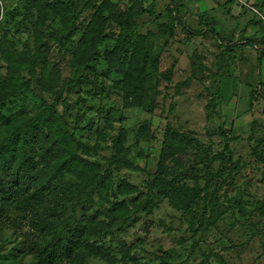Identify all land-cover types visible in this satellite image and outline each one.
I'll use <instances>...</instances> for the list:
<instances>
[{
	"label": "rangeland",
	"instance_id": "obj_1",
	"mask_svg": "<svg viewBox=\"0 0 264 264\" xmlns=\"http://www.w3.org/2000/svg\"><path fill=\"white\" fill-rule=\"evenodd\" d=\"M110 1L119 13L130 11L133 22L120 25L107 8L110 18L90 82L66 84L53 93L33 84L8 108L33 115L61 95L55 114L75 128L72 150L86 151L96 162V176L90 166L84 168L100 186L90 215L112 202L131 209L113 221L105 239L116 264L125 247L143 264H264V97L256 93L250 106L251 91H263L257 53L249 46L224 51L206 31L215 21L225 39L250 38L264 46L258 15L243 5L264 12V0H179L182 20L203 31L196 35L179 22L170 28V0ZM102 2L0 0V75L27 77L20 66L42 18L49 61L57 63L62 81L78 76L69 50ZM4 49L15 54L12 65ZM139 73L145 107H132L126 85ZM222 125L237 137L229 150ZM122 132L133 143L132 167L113 163L112 142ZM61 182L64 198H87V180L80 184L67 174ZM62 201L60 209L67 210L61 223L72 213L70 200ZM22 245L19 233L0 229V264H34ZM87 264L108 263L91 258Z\"/></svg>",
	"mask_w": 264,
	"mask_h": 264
},
{
	"label": "trees",
	"instance_id": "obj_2",
	"mask_svg": "<svg viewBox=\"0 0 264 264\" xmlns=\"http://www.w3.org/2000/svg\"><path fill=\"white\" fill-rule=\"evenodd\" d=\"M243 5H247L254 15H258L257 18L264 27L261 17L264 12L247 2ZM107 8L110 13L115 14L120 25L128 26L133 22L130 11L119 13L118 7L112 1L103 0L82 37L69 50L73 71L78 73V76L62 81L57 63L53 66L49 61L51 58L49 43L41 41L44 24L42 18L33 27L35 34L33 47L25 53L20 66L22 72L27 73V77L20 81L11 73L0 75V229H10L20 234L22 250L34 257V264H87L91 258L103 259L108 264H116L119 261L105 239L112 234L113 221L126 216L131 209L125 202H112L108 209L100 208L90 215L94 196L100 189V186L92 183L97 174L96 162L87 157L90 154L86 151L77 155L76 151L72 150L70 145L75 140V128L67 127L66 122L55 114L61 95L50 107L42 108L33 115L24 110L14 112L7 106L9 101L23 95L33 84H37L42 91L53 93L58 89L62 90L66 84L89 83L90 76L95 72L93 70L99 46L105 38L110 18V15L109 17L105 15ZM40 10L43 12L42 8ZM166 10L170 28H174V24L179 22L187 27L192 35L203 33L201 30L191 29L182 20L179 0H170ZM216 27L214 21L206 31L214 35L224 51L239 49L242 46L256 49L258 83L263 86V91H251L252 107L256 93L264 97L262 78L264 46H258L256 40L250 38L243 41L227 40ZM7 50L4 49L11 58L8 63L12 65L15 54ZM38 64L43 66L41 70L37 68ZM50 65L52 69L47 70ZM83 71L85 72L82 73ZM140 76L142 78L143 74L139 73L133 83L129 82L126 85L132 97L127 103L132 107H145L143 93L139 90ZM220 134L225 140L224 150H229L230 141L237 137L225 129L224 125L220 128ZM112 144L115 149L113 163L134 166L129 158L133 143H128L127 134L122 132L116 136ZM87 148L85 150H89ZM87 166L92 168L94 177H89L84 169ZM67 174L76 175L80 184L88 181L83 189L87 194L86 199L75 202L73 197L64 198L61 195L65 190L62 188L63 182H57L64 181ZM108 196H104L103 199H108ZM63 199L70 200L72 213L63 220L64 223H61L60 220L67 210L66 207L60 209V206H64ZM100 215H104V218L100 219ZM125 249L127 255L121 257V264H143L137 256L129 254V249L126 247Z\"/></svg>",
	"mask_w": 264,
	"mask_h": 264
},
{
	"label": "crops",
	"instance_id": "obj_3",
	"mask_svg": "<svg viewBox=\"0 0 264 264\" xmlns=\"http://www.w3.org/2000/svg\"><path fill=\"white\" fill-rule=\"evenodd\" d=\"M262 76H263V81H264V62H263V65H262Z\"/></svg>",
	"mask_w": 264,
	"mask_h": 264
},
{
	"label": "built area",
	"instance_id": "obj_4",
	"mask_svg": "<svg viewBox=\"0 0 264 264\" xmlns=\"http://www.w3.org/2000/svg\"><path fill=\"white\" fill-rule=\"evenodd\" d=\"M261 17H262V19H263V21H264V15H261Z\"/></svg>",
	"mask_w": 264,
	"mask_h": 264
}]
</instances>
